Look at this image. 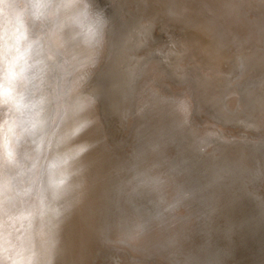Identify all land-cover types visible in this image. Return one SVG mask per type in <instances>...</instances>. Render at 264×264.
Returning a JSON list of instances; mask_svg holds the SVG:
<instances>
[{
    "label": "clouds",
    "instance_id": "clouds-1",
    "mask_svg": "<svg viewBox=\"0 0 264 264\" xmlns=\"http://www.w3.org/2000/svg\"><path fill=\"white\" fill-rule=\"evenodd\" d=\"M0 264H264V0H0Z\"/></svg>",
    "mask_w": 264,
    "mask_h": 264
}]
</instances>
